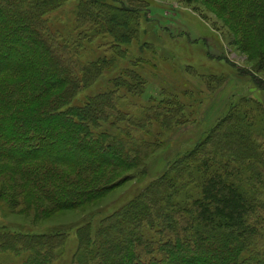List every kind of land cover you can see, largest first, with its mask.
<instances>
[{
	"label": "trees",
	"instance_id": "obj_1",
	"mask_svg": "<svg viewBox=\"0 0 264 264\" xmlns=\"http://www.w3.org/2000/svg\"><path fill=\"white\" fill-rule=\"evenodd\" d=\"M63 1L0 0V202L36 222L102 199L129 178L114 180L115 172L134 168L154 151L149 141L133 149L94 132L115 111L113 92L68 106L100 71L96 63L81 64L80 50L59 42L42 19ZM186 1L226 27L230 43L255 69L242 73L264 89L257 76L264 75V0ZM128 6L83 0L77 17L82 11L81 20H89L85 37L96 33L95 18L107 22L106 29L129 28L127 19L138 8ZM223 117L143 196L107 217L94 237L81 228L75 264H264V248L256 245L264 233L263 109L251 98L239 99ZM196 184L198 195H187ZM65 239L60 231L3 230L0 254H25L21 264H54Z\"/></svg>",
	"mask_w": 264,
	"mask_h": 264
},
{
	"label": "rangeland",
	"instance_id": "obj_2",
	"mask_svg": "<svg viewBox=\"0 0 264 264\" xmlns=\"http://www.w3.org/2000/svg\"><path fill=\"white\" fill-rule=\"evenodd\" d=\"M98 1L117 8H138L127 19L129 28L113 26L116 38L113 29H106L107 22L100 18L94 19V36L85 37L88 25L84 22L89 20H81L82 11L80 20L77 17L83 0H65L42 15L59 42L80 50L81 64L96 63L100 71L81 87L68 106H84L89 100L113 92L117 98L115 111L94 132H107L133 149L149 141L154 151L134 168L113 174L114 180L129 176L128 180L77 210L60 211L36 222L32 215L23 217L18 208L0 202V231L32 235L60 231L66 235L54 264H75L81 228L86 227L83 231H90L94 237L107 217L143 196L147 186L205 137L235 101L251 98L264 113V89L242 73L255 71L252 62L230 43L229 31L212 13L202 10L199 14L195 4L186 0ZM257 76L264 79L261 73ZM116 109L125 115L123 120L118 121ZM146 116L156 119L149 125L144 122ZM190 189L187 195H198L199 185ZM144 233L152 235L147 229ZM256 245L258 250L264 248V233ZM25 256L0 254V264H21Z\"/></svg>",
	"mask_w": 264,
	"mask_h": 264
}]
</instances>
